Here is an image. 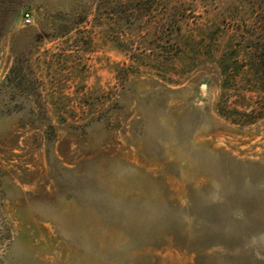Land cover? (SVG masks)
I'll return each mask as SVG.
<instances>
[{
  "label": "rangeland",
  "instance_id": "obj_1",
  "mask_svg": "<svg viewBox=\"0 0 264 264\" xmlns=\"http://www.w3.org/2000/svg\"><path fill=\"white\" fill-rule=\"evenodd\" d=\"M0 264H264V0H0Z\"/></svg>",
  "mask_w": 264,
  "mask_h": 264
},
{
  "label": "built area",
  "instance_id": "obj_2",
  "mask_svg": "<svg viewBox=\"0 0 264 264\" xmlns=\"http://www.w3.org/2000/svg\"><path fill=\"white\" fill-rule=\"evenodd\" d=\"M23 23H24V25H26V26L31 24V17H30L29 14H25V15L23 16Z\"/></svg>",
  "mask_w": 264,
  "mask_h": 264
}]
</instances>
